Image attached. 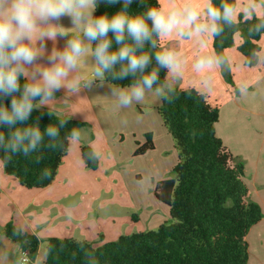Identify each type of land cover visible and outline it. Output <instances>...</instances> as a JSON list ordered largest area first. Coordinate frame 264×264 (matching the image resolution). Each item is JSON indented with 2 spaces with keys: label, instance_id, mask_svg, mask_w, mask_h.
Wrapping results in <instances>:
<instances>
[{
  "label": "clouds",
  "instance_id": "1",
  "mask_svg": "<svg viewBox=\"0 0 264 264\" xmlns=\"http://www.w3.org/2000/svg\"><path fill=\"white\" fill-rule=\"evenodd\" d=\"M101 2L122 7L111 16H96ZM134 2L0 0V129H6L0 130V169L17 155L29 158L36 154L34 159L39 164L43 149H59L71 155L79 148L81 129L73 127L60 138L68 119L59 118L57 125L48 124L41 130L42 110L46 107V115H54L55 93L62 88L67 90L66 103L68 95L81 89L106 85L113 109L120 110L144 104L151 97L173 103L177 89L207 99L217 88V74L264 69V0H219L218 4L215 0H166L156 5L138 0L143 11L133 13L129 9ZM63 16L71 18V27L59 23ZM241 24H248L247 38L255 45L247 56L237 62L226 52L209 48L210 41L220 38L223 42L226 29L234 37H242ZM109 33L117 45L115 50ZM58 36L68 37L63 49L55 46ZM49 40L53 42L50 52L46 48ZM189 44L194 52L191 60L185 51ZM45 56L46 64L37 62ZM89 58L94 74L85 77L81 63L89 62ZM128 78V85L113 83ZM251 86V80L240 79L235 81L233 91L245 97ZM9 98L10 106L4 102ZM34 111L41 114L32 119ZM86 120L92 122L88 117ZM93 126L96 131L88 141L89 150L82 153V164L105 159L103 129L99 123ZM51 175L45 168L40 178L46 180ZM145 179L137 185L143 188ZM44 223L43 212L31 217L19 213L12 236L21 238L32 233L39 239L36 228ZM17 243L6 232L0 233V264H47L55 250L50 244L30 256L26 251L16 252ZM76 243L88 264H96L85 242ZM64 247L61 244L60 251Z\"/></svg>",
  "mask_w": 264,
  "mask_h": 264
},
{
  "label": "crops",
  "instance_id": "2",
  "mask_svg": "<svg viewBox=\"0 0 264 264\" xmlns=\"http://www.w3.org/2000/svg\"><path fill=\"white\" fill-rule=\"evenodd\" d=\"M59 23L64 27L72 26L68 16H63ZM67 38L58 36L55 46L63 49ZM239 44L240 38L235 36L234 46L224 51L237 62L242 59L237 49ZM52 47L53 42L46 41L48 52ZM209 48L213 49L212 41ZM185 51L191 60L194 55L192 45H186ZM37 62L46 64V56ZM90 62L92 58L81 63L85 77L94 74ZM229 74L233 86L223 74H217V88L207 100L219 109L215 134L233 155L234 162L243 164V181L249 199L262 213L261 219L246 235L247 264L250 259L256 264H264V69L256 72L237 70ZM244 78L251 80L252 86L247 96L240 97L233 89L235 81ZM109 94L106 85L93 86L90 90L81 89L79 93L68 95L65 103L67 90L62 88L55 93L57 103L52 106V111L86 124L81 132L80 146L62 159L54 181L43 189L21 187L0 169V233L9 221L16 224L19 213L31 217L43 212L46 223L36 228L40 241L38 249L45 248L48 238L83 240L98 247L122 235L155 230L169 221L168 208L156 199L155 188L157 183L173 177L172 169L178 156L172 137L158 111L146 108V102L114 110ZM94 123H99L103 129L105 159L96 170H89L81 163L80 147L88 146L89 139L94 137ZM148 133L153 148L135 155L136 149L146 142ZM142 178H146L143 188L137 185ZM105 196L110 200L100 203L101 207L95 206V201ZM83 197L94 201L90 204L77 202ZM15 250L19 253L18 246Z\"/></svg>",
  "mask_w": 264,
  "mask_h": 264
},
{
  "label": "trees",
  "instance_id": "3",
  "mask_svg": "<svg viewBox=\"0 0 264 264\" xmlns=\"http://www.w3.org/2000/svg\"><path fill=\"white\" fill-rule=\"evenodd\" d=\"M146 2L149 5L158 3L157 0ZM215 2L218 4L219 0ZM121 7V4L107 6L101 2L94 15L107 13L111 16ZM129 11H143L138 0L130 5ZM247 28L248 24L240 25L243 36H239L237 49L242 56H247L255 47L247 38ZM109 37L113 39L115 50L117 45L112 33H109ZM234 43L235 37L226 29L223 42L220 38L212 41V48L224 52L232 48ZM163 75L162 71L161 78ZM223 75L233 86L230 74L225 72ZM130 82L131 78L113 81L120 85ZM176 95L177 99L173 103L160 100L158 108L178 156L172 169L173 177L157 183L155 188V197L168 208L170 220L155 230L122 235L98 247L84 241L85 249L93 254L96 264H247L246 235L261 219L262 213L260 207L249 199L248 188L243 181L244 166L234 162L233 155L215 134L218 107L212 106L195 92L189 96L177 89ZM4 102L10 106V98ZM42 111L45 113L41 120L42 131L48 124L57 125L59 118L69 120L67 127L61 129V139L73 127L82 130L86 126L82 121L61 117L54 112L50 118L46 115L47 109ZM40 114V111H34L32 119ZM145 138L146 142L136 149L135 155L153 148L151 134H146ZM88 150L87 145L81 146L80 156ZM41 154L43 159L39 164L34 159L36 154L29 158L22 154L14 156L12 163L3 171L26 189L48 187L54 181L66 154L59 149H43ZM98 164L88 161L84 166L96 170ZM45 168L52 175L41 180V172ZM13 226L9 221L1 233L6 232L10 240L18 241L19 252L26 251L34 255L40 244L37 236L29 233L26 237H13ZM50 244L55 246V250L48 257L47 264H88L76 240L48 238L45 248ZM61 244L65 245L62 251Z\"/></svg>",
  "mask_w": 264,
  "mask_h": 264
},
{
  "label": "rangeland",
  "instance_id": "4",
  "mask_svg": "<svg viewBox=\"0 0 264 264\" xmlns=\"http://www.w3.org/2000/svg\"><path fill=\"white\" fill-rule=\"evenodd\" d=\"M146 104H147V107L146 108H148V109H154L155 111H158V108H159V106H160V99L159 98H156V97H151V98H149L147 101H146ZM82 135V134H81ZM110 197H99L96 201H95V206H97V207H101L100 206V203L101 204H103V202L107 199V201L108 200H110L109 199ZM72 198H70L69 199V201L71 200ZM78 201L77 202H80V203H82V202H86L85 204H90L91 202L90 201H94V200H90L89 198H86V197H83L82 199L81 198H78L77 199ZM74 201V200H73ZM72 201V202H73ZM84 204V203H83ZM101 211H103V210H101ZM103 212H105V211H103ZM170 220V219H169ZM133 231V230H132ZM124 232H131V231H128V230H125ZM45 245V244H44ZM94 247H97L96 245H93ZM44 247V246H43ZM248 262V261H247ZM249 264H256V263H254V260H252V259H250V261H249Z\"/></svg>",
  "mask_w": 264,
  "mask_h": 264
}]
</instances>
